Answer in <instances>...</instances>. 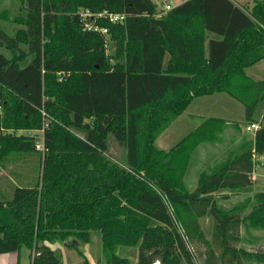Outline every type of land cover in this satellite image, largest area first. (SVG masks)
Segmentation results:
<instances>
[{
  "label": "trees",
  "instance_id": "obj_1",
  "mask_svg": "<svg viewBox=\"0 0 264 264\" xmlns=\"http://www.w3.org/2000/svg\"><path fill=\"white\" fill-rule=\"evenodd\" d=\"M20 1L23 28L13 37L0 31L11 55L0 54V166L36 157L39 172L0 195V253L24 246L29 264H60L45 241L97 231L106 264H129L114 253L121 245L137 247L136 264H192L191 243L203 246L201 264H264V249L238 246L241 226L264 231V191L230 209L214 200L250 185L264 122L232 159L200 172L192 191L184 184L191 154L223 122L205 120L167 151L154 146L196 97L225 93L254 122L264 82L244 69L264 61V0L249 8L183 0L159 15L150 0ZM81 10L124 18L94 19L101 34L82 29ZM28 130L41 132L42 152L16 133ZM109 135L123 147L119 160L105 153Z\"/></svg>",
  "mask_w": 264,
  "mask_h": 264
},
{
  "label": "rangeland",
  "instance_id": "obj_2",
  "mask_svg": "<svg viewBox=\"0 0 264 264\" xmlns=\"http://www.w3.org/2000/svg\"><path fill=\"white\" fill-rule=\"evenodd\" d=\"M156 7L158 14H162L164 5L169 4L175 6L180 3V0H150ZM241 6L251 7L254 0H233ZM23 5L20 0H0V31L3 32L8 37H13L15 32L22 29L23 26L19 24L21 16H23ZM106 54H110L111 48L108 41L106 42ZM24 47L22 46L21 49ZM0 54H3L7 58L11 55L8 51L0 48ZM29 57L26 58V61ZM264 61L261 62L263 64ZM255 68V69H254ZM249 70V71H248ZM244 74L251 80H264V71H256V67H250V69H244ZM232 110V116L242 119V107L241 105H234ZM264 115V99H262L254 108L252 113V120L254 122H264L262 116ZM262 119V120H261ZM264 124V123H263ZM17 134H22L25 136H30L33 138L34 143H38L41 138V133L36 131H18ZM242 134L248 137L252 136V131L243 132ZM247 138V137H246ZM243 139L244 141L248 140ZM250 140V139H249ZM242 141V142H244ZM241 142V143H242ZM106 155L113 157L115 159H121L124 155L123 147L117 143L112 136H107L106 138ZM195 154V153H194ZM194 154L191 156L189 162V173L187 177L191 176L193 172L197 171L198 157ZM194 156V157H193ZM218 165V164H217ZM215 165V167L217 166ZM214 167V168H215ZM187 168V169H188ZM214 168H211L212 170ZM191 170V171H190ZM210 170V171H212ZM210 171L206 170V173ZM39 172V164L36 157H27L26 160H13L11 162H6L3 166H0V195L6 194L7 187L9 184H20L23 182H29L32 178L36 176ZM253 173L256 176V184L250 191H264V154L261 156H256L255 162L253 164ZM197 181V179H196ZM184 182L186 178L184 176ZM188 183V182H187ZM191 185V183H188ZM192 191V190H190ZM253 194L249 191L245 196H239L237 194H230L223 203L221 198H217L215 201L216 205L221 209H230L232 206H238L242 204H247V202L252 199ZM240 197V198H239ZM249 211L248 207L242 210V215H245ZM200 227L206 238L210 237L211 221L210 219H205L200 222ZM240 242L238 246L247 249H264V231L259 229H252L249 227H240ZM46 245L50 247L59 257L60 264H106L105 256L101 249L100 235L97 231H90L86 239L80 238H67L65 240L53 239L49 242L45 241ZM189 250L194 254L195 262L201 264L202 256H198V253L203 251V246L197 243L189 244ZM114 253L119 257H125L129 264H136L137 257V247L136 246H117ZM28 250L21 246L19 249V263L18 264H28ZM247 264L248 261L244 260Z\"/></svg>",
  "mask_w": 264,
  "mask_h": 264
},
{
  "label": "crops",
  "instance_id": "obj_3",
  "mask_svg": "<svg viewBox=\"0 0 264 264\" xmlns=\"http://www.w3.org/2000/svg\"><path fill=\"white\" fill-rule=\"evenodd\" d=\"M261 62L262 61H259L250 67H256V71L258 72L262 70L264 71V63L261 64ZM250 67H248L247 69H250ZM255 81L264 82L263 79H258ZM238 104L241 105L236 100L222 92L193 98L187 105V107L183 110V112H181V114L176 119H174L168 125V127L155 139L154 146L159 150L167 151L184 137H186L196 127L201 125L205 120L215 119L223 122V128L219 133H217L215 140L212 142L200 143L196 146L195 150L191 154L192 156L195 153L194 156L196 155L198 157L199 162L197 164V171L193 172L190 177H187L189 168L186 171V182H184V184L187 191L194 189L196 185V179L200 172H206V170L210 171L212 170L211 168L215 167V165L232 159L235 154L239 152L243 143L242 141H244L243 139H245L246 137L252 139L253 134L251 137L242 134V130L244 132L245 126L249 124L244 122L243 106L241 105L243 110L242 119H238L237 117L232 116L233 114L231 108H233L234 105ZM262 118L264 119V115L262 116ZM253 123L257 124V122ZM253 132L254 131H252V133ZM255 158L256 156L253 157V164L255 162ZM247 180L250 184L249 186L238 190L218 191L214 194V200L217 201V198H221L223 199L222 202L224 203L226 198H228L232 193L243 197L246 193H248V191L252 194L258 192L250 191L256 184V176L253 173V167L252 172L247 175ZM187 182L191 183V185L189 184L188 186ZM205 219H209V217L204 216L199 219V224L202 220ZM27 257L29 259L28 254ZM16 263H19V251L0 253V264Z\"/></svg>",
  "mask_w": 264,
  "mask_h": 264
},
{
  "label": "built area",
  "instance_id": "obj_4",
  "mask_svg": "<svg viewBox=\"0 0 264 264\" xmlns=\"http://www.w3.org/2000/svg\"><path fill=\"white\" fill-rule=\"evenodd\" d=\"M174 6H171L169 4L164 5L163 10L161 13H164L166 11H169L171 8H173ZM159 15V14H158ZM79 23L81 24V27L83 30L86 31H99L101 34H105V30L104 29H98L96 26H94L93 24V20L96 18H105L107 19L108 22L115 24V23H119L123 20L124 16L123 14H111V13H107L105 11H102L100 13H92L89 10H81L78 12L77 14ZM258 128L257 124L255 123H249L245 126V131H254ZM41 133V132H40ZM34 149L36 151L42 152V144H41V138L40 141L37 143H34ZM195 258L193 259V263L192 264H197L195 262ZM152 264H158L157 261H154Z\"/></svg>",
  "mask_w": 264,
  "mask_h": 264
},
{
  "label": "water",
  "instance_id": "obj_5",
  "mask_svg": "<svg viewBox=\"0 0 264 264\" xmlns=\"http://www.w3.org/2000/svg\"><path fill=\"white\" fill-rule=\"evenodd\" d=\"M183 1V0H180V2Z\"/></svg>",
  "mask_w": 264,
  "mask_h": 264
}]
</instances>
